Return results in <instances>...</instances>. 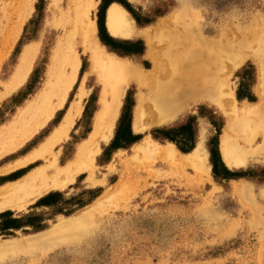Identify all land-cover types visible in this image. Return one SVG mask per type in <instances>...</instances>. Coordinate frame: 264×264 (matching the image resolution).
I'll return each instance as SVG.
<instances>
[{
	"label": "rangeland",
	"instance_id": "374dc122",
	"mask_svg": "<svg viewBox=\"0 0 264 264\" xmlns=\"http://www.w3.org/2000/svg\"><path fill=\"white\" fill-rule=\"evenodd\" d=\"M50 2L34 1L19 36L5 50L4 41L20 19L23 0H0V93L15 71L24 47L32 41L40 42L25 82L0 98V129L39 92L51 51L64 35L54 25L58 14ZM114 2L122 5L134 25L144 30H155L159 21L171 17L174 23L169 30H187L184 38L190 44L200 43V38L224 39L231 34L241 35L247 28L264 26V0H185L184 4L182 0H96L91 17L96 21L100 42L107 50L130 58L144 71L152 67V58L146 55V38L140 34L114 36L108 30L107 9ZM67 3L61 1L62 9ZM260 34L264 37V29ZM77 39L81 66L67 101L22 147V155L37 148L59 124L69 106L78 100L80 86L86 92L82 112L69 136L54 146V151L63 155L62 163L74 157L78 145L94 129L103 84L90 72V58ZM153 40L161 53L167 42ZM226 61L219 72L227 73V83L238 105L257 102L259 73L255 61L248 58L234 71L228 70L230 60ZM148 92V85L139 87L133 80L127 85L114 132L108 141H102L96 156L94 174L104 178V183L88 185V173L83 172L64 190L46 193L23 210L0 213V243L14 237L24 240L46 231L60 218L88 209L106 192L116 194L111 204L108 202L95 215L81 235L45 247L24 242L26 247L0 252V264H264V153H250L246 165L229 166L220 149L221 136L229 124L228 114L206 99L190 100L173 120L135 130L137 98L148 96ZM146 137L162 144L172 142L181 154L193 151L202 142L209 175L191 164L136 155L135 145ZM13 160L0 162V170ZM5 182H0V186ZM245 185L249 194L242 192Z\"/></svg>",
	"mask_w": 264,
	"mask_h": 264
},
{
	"label": "bare ground",
	"instance_id": "6f19581e",
	"mask_svg": "<svg viewBox=\"0 0 264 264\" xmlns=\"http://www.w3.org/2000/svg\"><path fill=\"white\" fill-rule=\"evenodd\" d=\"M34 1L23 0L20 19L11 27L3 49L8 50L19 36L24 21L34 8ZM50 1L58 14L54 25L60 27L64 35H60L51 51L46 79L39 92L0 129V158L4 156L2 158L4 160L20 154L18 151L33 139L65 104L81 66L77 37L90 58V72H94L103 84L101 108L96 114V119L94 118V129L78 145L74 157L62 163L63 155L59 151H54V146L69 136L76 118L82 111L81 103L86 92L83 86H80L78 101L71 105L59 124L46 138L44 137L45 140L28 155L3 170L8 172L15 167L26 164L29 167L35 164L23 177L0 188V211L21 210L46 193L63 190L83 171L89 172L88 182L95 185L96 156L101 151L102 141H108L114 132L125 90L132 80L136 81L139 87L149 86L148 96L137 95L133 120L135 130L141 131L151 124L173 120L190 100L206 99L214 102L228 114L229 124L221 136L220 149L223 159L229 166L246 165L250 153L256 155L264 153V37L260 36V30L264 29V26L261 29L247 28L242 30L241 35L231 34V37L225 35L224 39L221 36L218 38L212 36L211 39L200 38V43L190 44L184 38L187 30L182 27H178L176 33L169 30L174 23L171 17L159 21L158 26L155 25V30H144L134 25L133 19L122 5L112 3L107 9L106 24L109 32L124 37L140 34L147 40L146 55L151 56L152 67L144 71L130 58L121 57L107 50L100 42L97 37L96 21L91 17L96 0H67V7L64 9L61 6L62 0ZM184 1L182 0L183 4ZM154 38L167 42L161 53L155 45ZM39 47L40 42L37 41L29 42L24 47L19 63L12 76L5 82L0 98L12 93L25 82ZM248 58H252L258 68L259 100L255 103L244 102L240 106L234 91L227 83L225 77L227 73L222 74L219 71L226 60H230L228 70L234 71ZM84 79L85 76L82 82ZM134 151L136 155L158 156L170 163L191 164L209 175L210 165L202 142H199L193 151L181 154L172 142L162 144L146 138L135 145ZM39 160L45 161L41 163ZM101 182L104 180H98V183ZM241 189L243 193L249 194L247 185ZM262 193L264 195V191ZM115 195L106 192L88 209L60 218L46 231L27 236L24 240L14 237L0 243V252L26 247L24 242H29L32 246L45 247L73 239L88 230L95 215L109 205L108 202L111 204Z\"/></svg>",
	"mask_w": 264,
	"mask_h": 264
},
{
	"label": "crops",
	"instance_id": "0c3cea01",
	"mask_svg": "<svg viewBox=\"0 0 264 264\" xmlns=\"http://www.w3.org/2000/svg\"><path fill=\"white\" fill-rule=\"evenodd\" d=\"M114 3H116V2H114ZM106 19H107V16H106ZM115 36V35H114ZM70 94V93H69ZM69 96V95H68ZM68 98V97H67ZM67 101V100H66ZM78 101V100H77ZM76 101V102H77ZM76 102H74V103H76ZM66 103V102H65ZM74 103H72L71 105H73ZM82 104V103H81ZM65 105V104H64ZM64 105H63V107H64ZM71 105L69 106V108L71 107ZM62 107V108H63ZM68 108V109H69ZM61 109V108H60ZM68 109H67V111H68ZM82 109H83V104H82ZM58 111V110H57ZM56 111V112H57ZM66 111V112H67ZM82 112V111H81ZM81 114V113H80ZM65 115V114H64ZM55 116V115H54ZM119 116V115H118ZM63 118V117H62ZM118 118V117H117ZM76 121V120H75ZM70 134V133H69ZM146 138H148V137H146ZM145 138V139H146ZM151 138V137H150ZM145 139H143V140H145ZM151 139H153V138H151ZM142 140V141H143ZM137 145V144H136ZM38 147V146H37ZM24 151V148H22L20 151H18V153H20V154H18V155H14V156H12V157H8V158H6V159H4V160H2V158L4 157V156H2L1 158H0V162H2V161H10V160H13L12 162H10L6 167H4L3 169H1L0 170V177H2V176H5V175H7V174H11V173H13L12 175H10V176H8V177H3V178H0V182H2V181H6L4 184H2L1 186H0V188L1 187H3L5 184H7V183H9V182H11V181H13V180H17V179H19V178H21V177H23L29 170H27L28 169V167H27V165L28 164H26V165H24V166H21V167H15V168H13L12 170H10V171H8V172H4L3 170H5V169H7L8 167H10L11 165H13V164H15L16 163V161H18L19 159H21V158H23V157H25L26 155H28L30 152H27V153H23V155H22V152ZM33 151V150H32ZM83 172H87L88 173V175H87V177L85 178V182L88 184V185H90V186H94V187H96L97 185H102L104 182H101V183H98V180H104L105 181V179L104 178H98L97 176H96V173H95V179L97 180L96 181V183H95V185H91L89 182H88V177H89V172L88 171H83ZM83 172H81V173H83ZM79 175V174H78ZM77 175V176H78ZM76 176V177H77ZM76 179V178H75ZM75 181V180H74ZM73 181V182H74ZM72 182V183H73ZM71 184V183H70ZM69 184V185H70ZM68 185V186H69ZM67 186V187H68ZM66 187V188H67ZM65 188V189H66ZM64 190V189H63ZM27 206V205H26ZM26 206L23 208V209H25L26 208ZM23 209H21V210H23ZM7 210H15V209H5V210H2V211H0V213H4V212H6ZM17 211H20V210H17Z\"/></svg>",
	"mask_w": 264,
	"mask_h": 264
}]
</instances>
